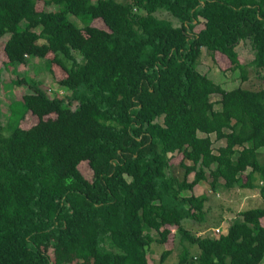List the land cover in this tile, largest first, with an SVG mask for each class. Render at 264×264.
Segmentation results:
<instances>
[{"label":"trees","instance_id":"1","mask_svg":"<svg viewBox=\"0 0 264 264\" xmlns=\"http://www.w3.org/2000/svg\"><path fill=\"white\" fill-rule=\"evenodd\" d=\"M41 1L0 0V49L9 34L14 71L52 53L68 93L20 77L28 91L8 135L0 112V264H54L49 244L91 264H151V245L174 227L183 243L175 264H260L264 88L227 89L199 64L204 49L219 52L245 81L237 47L250 41L251 64L264 69V0ZM30 111L39 121L23 128ZM212 134L225 143L215 147ZM206 178L213 189L258 188L263 206L239 210L219 234L192 232L184 222L206 220L208 195L186 191Z\"/></svg>","mask_w":264,"mask_h":264},{"label":"rangeland","instance_id":"2","mask_svg":"<svg viewBox=\"0 0 264 264\" xmlns=\"http://www.w3.org/2000/svg\"><path fill=\"white\" fill-rule=\"evenodd\" d=\"M42 4L44 5V2L40 0V8L43 7ZM46 8L50 9L48 6H46ZM157 14L162 18H169L176 24H180L177 19L173 18L166 11L162 10L157 12ZM69 18L79 26L84 25V19H81L73 14H69ZM202 21V23L195 27V30L198 32L204 28V20L202 19ZM93 24L102 28H107L100 20H96ZM8 36L9 34L4 36L0 49V68L2 69V80L0 82V112L2 115V123L5 127L4 133L6 135L10 134L12 127L15 125L14 121L16 119V115L14 112L18 111L17 108H19V104H17V102H19L23 95L28 91L27 84L18 85L14 82V80L24 76H31L40 79L43 82V86L52 96L55 94L64 96L68 93L67 89L59 84V80L67 74L57 63L52 66L49 58L53 57L52 53L48 54L46 58H31L29 60L30 62L20 65L17 71H14L12 65L8 64L9 60L4 51V43ZM237 49L240 60L244 65H246V69L248 71L247 80H242L240 69L232 70L231 62L226 56L217 52L215 57H213L206 49H204L201 57L199 70L203 73H207L211 78H213L216 82L221 83L227 89H231L239 85L251 89H263L264 69H257L251 64L255 54L250 41L241 42ZM50 68H52V70ZM220 98V94L212 95V99L214 101H218ZM75 105L76 104H74V106ZM216 107H220V105L217 104ZM38 121L39 117L30 111L21 120V126L23 128H29L37 124ZM212 137L215 140V134H212ZM224 143L225 142L222 140H215L214 146L218 147ZM182 158L183 155L181 153L175 154L172 158L173 169L179 175H182L184 171V169L180 166ZM80 167L87 176H91V171L89 170L87 162H83ZM193 178L194 173H191L189 175V180H193ZM186 193L195 194L197 196L202 194L208 195V199L205 202V209L207 211L206 220L202 221L196 219L184 222L185 227L199 235H206L218 229H220L221 232H224L225 228H227L230 224L232 218L237 216L240 211L263 206V198L259 194L258 188L228 189L222 182H219L217 188L213 189L210 178L201 180L198 184H195L192 190H188ZM172 229L173 232L170 234L169 239L165 244L161 245L154 242L151 245V264H160L161 254L164 249H171L172 252L163 264H175L178 262L180 254L183 251V243L179 234H175V227ZM45 248L51 255L54 264H91V261L74 258L71 254L66 253V251L59 246L49 244ZM190 250L192 253H195L197 251V247L195 245H190ZM260 264H264V259Z\"/></svg>","mask_w":264,"mask_h":264},{"label":"built area","instance_id":"3","mask_svg":"<svg viewBox=\"0 0 264 264\" xmlns=\"http://www.w3.org/2000/svg\"><path fill=\"white\" fill-rule=\"evenodd\" d=\"M215 232L218 234V232L220 233V232H221V230H220V229H218V230H215Z\"/></svg>","mask_w":264,"mask_h":264}]
</instances>
